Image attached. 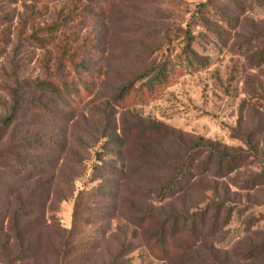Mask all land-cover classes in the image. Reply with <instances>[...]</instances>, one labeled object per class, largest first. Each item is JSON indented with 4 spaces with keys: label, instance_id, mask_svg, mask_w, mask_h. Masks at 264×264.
Segmentation results:
<instances>
[{
    "label": "rangeland",
    "instance_id": "obj_1",
    "mask_svg": "<svg viewBox=\"0 0 264 264\" xmlns=\"http://www.w3.org/2000/svg\"><path fill=\"white\" fill-rule=\"evenodd\" d=\"M207 1L0 0V264H264V0H209L222 15L203 26ZM189 23L206 35L196 71L116 105L172 41L182 53L172 31ZM64 37L101 76L79 105L33 84ZM185 211L205 216L171 251L149 243ZM216 215L217 230L200 228Z\"/></svg>",
    "mask_w": 264,
    "mask_h": 264
},
{
    "label": "trees",
    "instance_id": "obj_2",
    "mask_svg": "<svg viewBox=\"0 0 264 264\" xmlns=\"http://www.w3.org/2000/svg\"><path fill=\"white\" fill-rule=\"evenodd\" d=\"M81 1L91 5H104V8L109 7V5L112 6L117 2V0ZM196 11L197 14L195 18H197L198 21L200 20L203 26H205L206 16H211L213 14L220 17L222 15L219 12V9H217L209 0L207 2L199 3L196 7ZM52 26H47L46 29L49 28L48 31H57L59 29V27ZM191 28L192 24L189 23L185 27H179L172 31V36L180 33L183 37L182 53L175 48L173 44L174 41H172V48L169 46L172 50L165 51L166 53H163L149 72L140 75L123 85L115 94L114 103L116 105H120L134 93L140 95L141 101L147 100L149 97L154 98L158 92L163 91L174 81L177 73H183L182 71H196V63L199 62L200 57L199 51L195 48L194 44L199 36L204 35L202 33H193ZM60 46L57 64L54 67H50L45 64L43 66V77L40 80L34 81L33 84L39 91L55 95L58 102L60 101L61 103H64L63 99L67 98L73 103H78L79 105L93 95L94 83L101 76L93 73V71H91L92 69H90V66L86 62H78L79 58L77 56V52L79 48L74 47L73 42H70L67 37H64V39L60 41ZM64 70L72 72L73 75H65V73H63ZM70 83L71 86L75 87V89L70 87ZM141 133L144 138H151L154 135L153 129H144ZM109 142L120 147L118 149L123 147V143L119 140V138L109 137L108 141L105 142L106 145L109 144ZM102 151H107V149H102ZM96 161V165H100L101 163L104 164L101 161ZM29 166L34 167L33 163H29ZM182 177L178 179H182ZM177 183L178 180L168 182L161 188L160 194L165 197H169L172 195V191L176 187ZM201 213L202 212L185 211L165 219L164 222L161 223L160 227L149 235V243L153 242L156 247L158 245L162 251H171L172 246L182 239L183 232H186L185 226L190 219L189 216L195 215L196 218H202L205 214ZM219 221L220 218L216 215L211 224L209 221L208 223L203 221L200 228L203 230L204 227H213V230L215 231L219 227ZM151 222V218L145 217L142 219L141 225L142 227H151ZM195 229L196 223L191 224L190 230L184 241V246H190L198 240L195 234Z\"/></svg>",
    "mask_w": 264,
    "mask_h": 264
}]
</instances>
